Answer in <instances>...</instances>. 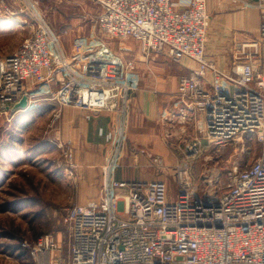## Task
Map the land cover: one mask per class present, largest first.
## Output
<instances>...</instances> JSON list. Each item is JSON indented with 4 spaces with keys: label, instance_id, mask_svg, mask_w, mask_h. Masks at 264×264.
Wrapping results in <instances>:
<instances>
[{
    "label": "built area",
    "instance_id": "1",
    "mask_svg": "<svg viewBox=\"0 0 264 264\" xmlns=\"http://www.w3.org/2000/svg\"><path fill=\"white\" fill-rule=\"evenodd\" d=\"M93 1L101 7L96 22L103 34L135 41L143 55L196 63L179 80L177 108L163 116L166 124L195 126L200 117L209 148L249 136L261 151L249 166L229 171L221 190L218 174L194 181L190 167L200 153L195 141L176 165L177 192L170 202L163 181L130 183L112 178L125 142L126 125L119 122L99 202L74 205L65 212L70 264H264V0L242 1L260 12V38L232 45L228 73L206 58L210 18L205 0H184L183 5L173 0ZM16 8L15 13L5 7L7 16L39 17L35 0H22ZM55 45V36L42 27L1 62L0 114L28 109L36 101L32 89L51 83L59 87L54 96L59 109L67 98H76L82 110L106 111L114 101L120 117L127 113L133 90L128 76L135 60L127 63L121 78L82 74L64 56L52 57ZM224 82L235 85L236 91L225 92ZM22 97L27 98V107L14 109ZM65 152L72 161L71 147ZM152 162L163 167L159 157ZM22 246L30 248L27 243ZM61 249L53 235H45L34 243L31 254L36 264H62Z\"/></svg>",
    "mask_w": 264,
    "mask_h": 264
},
{
    "label": "crops",
    "instance_id": "2",
    "mask_svg": "<svg viewBox=\"0 0 264 264\" xmlns=\"http://www.w3.org/2000/svg\"><path fill=\"white\" fill-rule=\"evenodd\" d=\"M3 1L7 5L11 1L16 5L22 3V0ZM205 1L210 18L206 58L219 70L228 73L231 66L232 45L260 38V12L255 8H246L242 4L243 0ZM56 2L61 3L62 6L69 4L77 6V12L84 17L89 13L96 15L97 19L101 12L100 5L93 0H56ZM177 2L183 5L185 1ZM13 8L16 13V8ZM77 25L82 26L81 23ZM96 29L100 38L94 34ZM51 32L61 43L57 46L63 48L64 58L73 69L82 74L121 78L127 73L125 68L127 63L135 60L134 71L127 75L133 90L126 104L127 113L124 116L120 117L117 103L114 101H110L109 110L87 111L79 108L76 98H67L68 101L60 109V127L57 136L70 143L75 159L79 162L78 174L87 181L86 188H93L96 191L101 186L106 169L115 154V129L121 121L126 125L125 142L112 169V178L117 181L130 183L162 181L160 179H163L166 167L179 163L186 155L184 150L186 147L181 149L180 154L173 151V143L179 142L175 140H181V144L188 142L189 145L198 141L201 146L202 140L205 139L202 118H197L195 126L186 125L181 128L179 125L175 127L168 125L162 120L164 115L177 108L176 94L179 80L183 74L190 73L196 67L194 61L183 58L176 62L162 55H143L140 45L135 41L133 44L128 39L120 40L103 34L96 20L78 29V32H87L86 34L89 35L84 36V34L82 37L70 39L69 45H63L64 37L53 30ZM262 45L261 70L264 75V42ZM51 55L53 58L59 56L56 48H52ZM207 82L209 84L212 82L209 73ZM57 89L58 85L55 83L32 89L37 98L35 103L54 102L49 103L52 112L56 104L54 93ZM222 89L232 94L237 87L224 82ZM32 107L33 105L20 112H26ZM177 128L179 130H176ZM167 133L171 136L167 137ZM154 157L162 160L163 167L153 166ZM122 166L125 169L124 173L120 172ZM135 173L141 177L139 181H134ZM61 258L62 264H70L67 255H61Z\"/></svg>",
    "mask_w": 264,
    "mask_h": 264
},
{
    "label": "rangeland",
    "instance_id": "3",
    "mask_svg": "<svg viewBox=\"0 0 264 264\" xmlns=\"http://www.w3.org/2000/svg\"><path fill=\"white\" fill-rule=\"evenodd\" d=\"M35 1L39 14L35 20L22 16L17 19L8 17L5 7L15 11L13 7L17 5L12 1L8 2L9 5L0 1V64L39 28L55 31L64 37L63 45H69L75 37L89 35L78 32V29L96 20L94 14L81 16L77 6L72 4L62 6L56 0ZM74 9L75 12L71 13ZM20 20L22 23H19ZM94 34L100 38L97 29ZM128 40L133 43V40ZM57 45L51 47V54L52 48H56L58 55L64 56L63 48ZM50 102L34 103L28 111L14 115L0 114V264H36L31 249L37 239L45 235H53L60 242L62 249L58 255L68 256L69 233L64 223L66 210L74 205L92 204L100 200L101 186L96 191L85 187L87 181L78 174L79 162L73 150V160L67 159L65 151L70 149V143L57 136L60 109L56 102L55 107H51L54 112H51ZM56 114L59 116L55 117ZM176 141L179 142L173 143L172 148L180 154L181 149L187 148L189 143ZM199 149L200 153L190 167L194 181L200 183L203 175L210 177L218 174V189L223 190L227 173L233 169H243L256 161L261 146L255 138L246 136L241 141L219 148H209L203 139ZM177 164L167 166L163 179H160L167 185L170 202L174 201L177 192ZM124 171L122 166L120 172ZM140 178L134 174V181ZM23 243L30 246L25 252L19 249Z\"/></svg>",
    "mask_w": 264,
    "mask_h": 264
},
{
    "label": "water",
    "instance_id": "4",
    "mask_svg": "<svg viewBox=\"0 0 264 264\" xmlns=\"http://www.w3.org/2000/svg\"><path fill=\"white\" fill-rule=\"evenodd\" d=\"M27 107V98L22 97L21 101L14 106V109H25Z\"/></svg>",
    "mask_w": 264,
    "mask_h": 264
},
{
    "label": "trees",
    "instance_id": "5",
    "mask_svg": "<svg viewBox=\"0 0 264 264\" xmlns=\"http://www.w3.org/2000/svg\"><path fill=\"white\" fill-rule=\"evenodd\" d=\"M19 249L22 250L23 252L26 251V248H23L22 246L19 245Z\"/></svg>",
    "mask_w": 264,
    "mask_h": 264
}]
</instances>
